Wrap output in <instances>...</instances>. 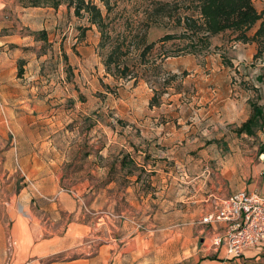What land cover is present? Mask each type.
I'll return each instance as SVG.
<instances>
[{
	"label": "rangeland",
	"instance_id": "1",
	"mask_svg": "<svg viewBox=\"0 0 264 264\" xmlns=\"http://www.w3.org/2000/svg\"><path fill=\"white\" fill-rule=\"evenodd\" d=\"M5 1L15 38L0 46V264L211 259L207 205L264 191V39L197 43L184 35L185 18L199 19L194 0H109V12L95 0L104 34L67 3ZM253 1L264 17V0ZM124 38L132 78L105 65ZM212 77L262 110L252 134L207 123ZM127 154L134 163L122 168Z\"/></svg>",
	"mask_w": 264,
	"mask_h": 264
},
{
	"label": "trees",
	"instance_id": "2",
	"mask_svg": "<svg viewBox=\"0 0 264 264\" xmlns=\"http://www.w3.org/2000/svg\"><path fill=\"white\" fill-rule=\"evenodd\" d=\"M19 5L24 7H43L50 6L59 8L62 4L67 3L69 7L75 9L78 16L86 13L90 17L93 25L99 27L102 34L105 33L106 16L102 8L95 2V0H16ZM106 7L107 12L110 11L111 6L109 0H100ZM195 11L199 13V19L194 17L185 18V36L194 38L198 37V42L201 45H206L212 37L219 34L231 32L236 34V40L243 43L255 42L262 43L264 39V17L257 9L253 0H194ZM168 3H160L157 12H163L168 7ZM258 25V29L253 35L250 31ZM188 33V34H187ZM177 39L175 35H168L163 41H170ZM155 43L146 44L141 52L142 64L147 54L154 48ZM126 48V50H125ZM131 46L127 44V39L124 38L123 42L117 43L112 49L106 60V67L110 73V67L115 64L116 72L113 74L115 77L132 78L130 72L132 69L129 65H121V56L129 52ZM127 51V52H126ZM194 53V52H190ZM158 100L156 94L151 102L154 106ZM263 117V112L257 106L253 107V115L244 123L239 129V134L253 133L254 126H260V121ZM130 154L123 155L120 164L124 168L128 161L134 163Z\"/></svg>",
	"mask_w": 264,
	"mask_h": 264
},
{
	"label": "crops",
	"instance_id": "3",
	"mask_svg": "<svg viewBox=\"0 0 264 264\" xmlns=\"http://www.w3.org/2000/svg\"><path fill=\"white\" fill-rule=\"evenodd\" d=\"M13 1L15 2V0ZM15 3H17V1ZM16 7L18 8L20 7V5H18L17 3ZM9 10H10L9 2L5 0H0V46H6L7 44L12 43L13 38H15V35L12 34L11 32L7 34L9 31L8 29L13 28V26L9 24L11 23V19L9 16V13H10ZM257 29H258V25H257L256 30ZM256 30H254V32ZM210 83H211V86H217L221 89L212 87L213 92L207 94V105L209 103V111H207V118L215 119L214 122H210V119H209L207 123L220 125V127L222 128H225L224 126L241 127L244 123H246L251 118L253 114V110H252V105L249 102L253 98L250 99V96H248V94H241L238 96L237 94H234V93L232 95V94H226L222 92L223 86L221 85L220 80L215 77H212ZM209 90H211V88ZM211 145H213L212 139L207 138V147ZM250 189L252 188L250 187ZM255 190L256 189H254V191ZM215 198L216 199H214L210 205H207V215L213 212L214 208L217 205H219V203H222L223 200H225V199H220V197H215ZM208 201H210V198L207 200V202ZM212 230L213 232L209 233L211 234V236L207 237V244L210 240H212V238L214 240V235L216 232H218L219 230L221 231L223 230V226L213 227ZM211 249H212L211 259L208 258V254H207V258L205 255H200L197 259L196 264H231L233 263L231 262L233 258H231L227 254L225 247H215L214 246ZM262 253L264 254V248L251 247L244 252L240 260L259 261L261 257L263 256ZM249 259H252V260H249Z\"/></svg>",
	"mask_w": 264,
	"mask_h": 264
},
{
	"label": "built area",
	"instance_id": "4",
	"mask_svg": "<svg viewBox=\"0 0 264 264\" xmlns=\"http://www.w3.org/2000/svg\"><path fill=\"white\" fill-rule=\"evenodd\" d=\"M261 175L264 179V169ZM203 223L223 226L214 235V246L225 247L231 258H241L251 247L264 248V191H238L206 215Z\"/></svg>",
	"mask_w": 264,
	"mask_h": 264
}]
</instances>
